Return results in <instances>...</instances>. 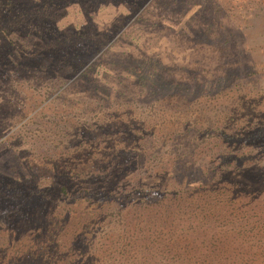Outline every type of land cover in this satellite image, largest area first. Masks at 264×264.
Returning <instances> with one entry per match:
<instances>
[{
  "label": "rangeland",
  "instance_id": "374dc122",
  "mask_svg": "<svg viewBox=\"0 0 264 264\" xmlns=\"http://www.w3.org/2000/svg\"><path fill=\"white\" fill-rule=\"evenodd\" d=\"M97 56L88 77L79 75ZM129 57L159 71L167 93L141 87L113 60ZM215 76L226 79L215 97L193 94L192 81ZM90 97L104 103L95 120L102 134L92 130L91 112L84 134L67 120L85 117L81 102ZM195 97L215 116L194 113ZM220 108L234 132L264 126V0H0V264H95L96 252L103 264H120L118 249L96 251L121 231L117 214L105 215L120 204L73 195L83 185L127 195L133 186L125 185L136 180L154 196L169 171L160 163L141 169L136 156L110 159L111 151L147 143L136 136L157 112L170 131L212 126ZM246 143L258 154L228 177L235 205H250L251 221L264 220V138ZM92 160L106 162L103 175ZM176 173L167 188L187 182L185 170ZM259 228L236 251L247 252L237 264L264 263Z\"/></svg>",
  "mask_w": 264,
  "mask_h": 264
},
{
  "label": "trees",
  "instance_id": "16d2710c",
  "mask_svg": "<svg viewBox=\"0 0 264 264\" xmlns=\"http://www.w3.org/2000/svg\"><path fill=\"white\" fill-rule=\"evenodd\" d=\"M7 3H10V0H7ZM2 31L8 41L12 42L7 31L5 29ZM95 55L96 51L90 55V58ZM97 60L100 61L99 56L79 75L88 77V70H92V67L96 65L94 61ZM113 60L121 62L124 66L122 68L135 76L141 87L147 85L153 92L162 94L167 93L170 88V85L161 80V76L159 78V71L156 73L153 69L145 67L147 65L131 57ZM180 81L185 84L188 82L184 79ZM221 82L222 86L225 85L226 79L219 76L211 79L198 78L191 82L190 87L193 88V94L203 91L207 96L215 97L217 94L214 92L220 91ZM92 88L93 90L99 88L95 81ZM211 90L213 92H210ZM89 100L90 102L88 99L86 102H81V110L84 113L91 112L89 116L92 130L97 128L102 134L104 127L99 126V123L97 125L95 120L96 118L99 120V108H102L100 104L104 103L92 105V98L90 97ZM191 100L192 106L198 108L194 107V113L199 111L198 113L203 112L206 116H215L212 108L206 105L198 106L204 104L201 99L195 97ZM222 102L220 98L213 103H207L210 106V104L219 105ZM224 103L230 104V100ZM64 110L69 111V108L66 107ZM223 110L225 109L220 108L219 113L216 112L218 113L216 124L212 126L209 124L200 126L199 129L184 127L170 131L163 128L160 113L157 112L156 116L146 119V122L150 123L142 129L143 134L136 136L139 141L148 140L147 143H142L139 147L136 145L135 148L131 146L119 151H111L110 159H116L120 155L136 156L137 165L141 169L153 171L156 169L155 165L160 163L161 165H158L160 170L169 172L163 173L161 182L155 186L154 196L144 184L136 180H134L136 182L132 181V184L125 185L133 186L131 193L127 195L116 191L111 192L117 193V196L111 193L104 195L97 189L85 185L79 187L78 194L73 195L77 201L78 198L94 201L105 198V204L114 200L120 204L118 209L113 207L107 210L105 215L113 216L116 213L117 218L122 222L121 231L116 232L113 242L112 240L103 242L96 251L103 249L107 252L118 249L120 264H237V258L247 253L244 250L240 253L236 251L240 247H245L244 239H247L249 231L257 227H260L259 231H263V215L261 220L251 221L254 212L249 211L250 205L245 209H243L244 205H235L234 189L228 177V171L232 167L238 169L252 165L250 158L257 155L259 151L249 149L246 141L251 137L264 138V133L261 132L264 126L257 125L255 129L252 128L249 131L248 135L234 132L227 117L220 113ZM88 113L84 115L85 117L76 114L80 116V118L76 117V120L74 116L69 115L67 120H72L75 125L78 124L79 131H82V124L88 123ZM92 116H94L93 123ZM66 130L68 131L67 127ZM228 142H233L235 145L228 147ZM163 151L169 154L162 157L160 153ZM93 165L92 168H97L96 175L105 173L104 169L101 171L100 166L106 165V162L95 161ZM46 170L53 175V170L49 168ZM180 170H185L188 176L187 182L184 185L167 188L165 185L170 183V178L172 179V176ZM43 172L44 170L38 167L36 175L41 176ZM61 189L67 193L66 186H62ZM118 196H122L123 199H116ZM248 199L249 196L246 195L245 200ZM261 207L264 214V201ZM96 256L97 259L93 260L95 264L106 263L104 257H100V253L96 252Z\"/></svg>",
  "mask_w": 264,
  "mask_h": 264
}]
</instances>
